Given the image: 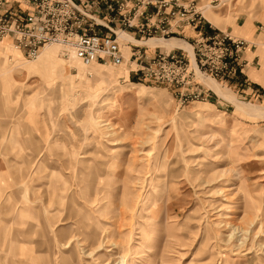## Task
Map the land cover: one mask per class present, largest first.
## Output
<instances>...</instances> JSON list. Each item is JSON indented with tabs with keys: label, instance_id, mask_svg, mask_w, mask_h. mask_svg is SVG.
Returning a JSON list of instances; mask_svg holds the SVG:
<instances>
[{
	"label": "rangeland",
	"instance_id": "1",
	"mask_svg": "<svg viewBox=\"0 0 264 264\" xmlns=\"http://www.w3.org/2000/svg\"><path fill=\"white\" fill-rule=\"evenodd\" d=\"M151 1L97 4L117 64L0 36V264H264V0Z\"/></svg>",
	"mask_w": 264,
	"mask_h": 264
},
{
	"label": "built area",
	"instance_id": "2",
	"mask_svg": "<svg viewBox=\"0 0 264 264\" xmlns=\"http://www.w3.org/2000/svg\"><path fill=\"white\" fill-rule=\"evenodd\" d=\"M98 3L103 11L118 15L116 24H129L128 20L132 16L129 0H0V36H5L8 46L25 58L33 56L42 45L53 43L58 54L69 53L81 61L117 64L120 59L118 45L113 30L107 26V22L112 21V16H98L100 22L95 24L100 25L104 31L89 26L90 22L94 23ZM144 3L146 1H142L141 6ZM149 3L153 5V1L149 0ZM80 6H84L85 10H81ZM157 6L158 2L154 4L153 13L157 11ZM144 21L146 22L141 26L137 24L134 27L137 32L146 35L152 32L159 20L157 16L153 20L154 23L148 18ZM157 27L155 31L158 30ZM262 37L264 44V34ZM217 41L227 43L226 46H221L226 54L229 49H237L241 43L239 38L225 33H220ZM208 52L209 50H205V53ZM129 53L133 56V51ZM161 56L166 58L162 60L163 68L174 81L182 83L191 78L194 81V72H197L196 61L192 60V66L187 67L181 56L173 57L170 52H163ZM210 58L208 59L211 60ZM208 66L210 70L206 73L210 71L212 74L222 69L224 62L215 58ZM166 72L162 74L165 80L168 79Z\"/></svg>",
	"mask_w": 264,
	"mask_h": 264
},
{
	"label": "bare ground",
	"instance_id": "3",
	"mask_svg": "<svg viewBox=\"0 0 264 264\" xmlns=\"http://www.w3.org/2000/svg\"><path fill=\"white\" fill-rule=\"evenodd\" d=\"M154 39V38H153ZM159 45V44H158ZM167 46H178V43L175 41H169L168 44H166ZM210 85L212 86L213 89H215L214 85L209 81ZM223 93V92H220ZM228 97V96H227ZM239 102V101H238ZM241 105H244L243 103ZM240 105V106H241ZM252 109V108H251Z\"/></svg>",
	"mask_w": 264,
	"mask_h": 264
},
{
	"label": "crops",
	"instance_id": "4",
	"mask_svg": "<svg viewBox=\"0 0 264 264\" xmlns=\"http://www.w3.org/2000/svg\"><path fill=\"white\" fill-rule=\"evenodd\" d=\"M241 23V22H240ZM231 30V27L229 28L228 27V31H230ZM236 32H238V30H236V28H234L233 29V33H236ZM252 37L254 38L255 37V34L254 35H252ZM243 54L241 53V56H242ZM252 55H256L255 53L254 54H252ZM261 55V54H260ZM244 57V56H243ZM248 79V78H247ZM248 81H251L252 83H256L252 78H250V79H248Z\"/></svg>",
	"mask_w": 264,
	"mask_h": 264
}]
</instances>
